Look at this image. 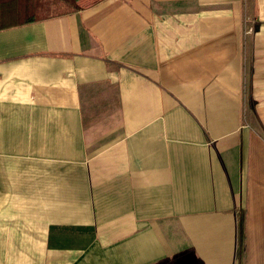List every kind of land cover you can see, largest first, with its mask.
<instances>
[{
	"label": "crops",
	"instance_id": "1",
	"mask_svg": "<svg viewBox=\"0 0 264 264\" xmlns=\"http://www.w3.org/2000/svg\"><path fill=\"white\" fill-rule=\"evenodd\" d=\"M8 1L0 264H264V0Z\"/></svg>",
	"mask_w": 264,
	"mask_h": 264
},
{
	"label": "trees",
	"instance_id": "2",
	"mask_svg": "<svg viewBox=\"0 0 264 264\" xmlns=\"http://www.w3.org/2000/svg\"><path fill=\"white\" fill-rule=\"evenodd\" d=\"M60 1L61 2H59L58 4L64 5L65 8H66V6L68 7V9H65V10H62L59 12V13H61V12L64 13V12H71L74 10H79V9H84V8L90 7V6L100 2L101 0H60ZM37 2H38V0H37ZM13 4H16V2L15 1H8L7 5L5 4V6L2 8L0 7V21L1 22H4L6 20V17H8L6 14H10V13L13 14L12 11L15 10L13 7L14 6ZM35 6L37 7L36 9H38L40 7L37 4ZM58 6H60V5H58ZM7 26H9V25H7ZM7 26H5V27H7ZM2 28H4V27H2Z\"/></svg>",
	"mask_w": 264,
	"mask_h": 264
},
{
	"label": "rangeland",
	"instance_id": "3",
	"mask_svg": "<svg viewBox=\"0 0 264 264\" xmlns=\"http://www.w3.org/2000/svg\"><path fill=\"white\" fill-rule=\"evenodd\" d=\"M22 1H23V3H22ZM22 1H21V4H23L24 7L27 8L28 7V2L26 0H22ZM38 2H36V4L39 5L40 7L35 12L38 15L42 14L44 11H47V13H51V12L52 13H54V12L56 13V12H60L62 10L68 9L67 6L65 8L64 5L58 4L59 2H61L60 0H38ZM57 4L60 5V6H58ZM6 5H7V2H6ZM13 5H14L13 7L15 9L16 8V4H13ZM6 15L9 17V18L6 17V20H10L11 19L12 22H15L16 19H20V17H24V16H27L29 14H18V15H15L14 13L13 14L10 13V14H6ZM21 20H23V19H21Z\"/></svg>",
	"mask_w": 264,
	"mask_h": 264
}]
</instances>
